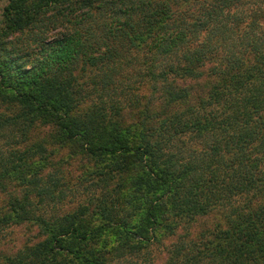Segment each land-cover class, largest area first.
Returning a JSON list of instances; mask_svg holds the SVG:
<instances>
[{
    "label": "trees",
    "instance_id": "trees-1",
    "mask_svg": "<svg viewBox=\"0 0 264 264\" xmlns=\"http://www.w3.org/2000/svg\"><path fill=\"white\" fill-rule=\"evenodd\" d=\"M1 2L0 244L25 223L41 240L0 264H106L219 208L226 226L184 235L165 264H264V0ZM94 95L109 106L79 113ZM47 146L141 197L118 215L100 205L98 226L86 208L48 217L67 186L46 174L60 169ZM113 222L121 241L99 251Z\"/></svg>",
    "mask_w": 264,
    "mask_h": 264
},
{
    "label": "rangeland",
    "instance_id": "rangeland-1",
    "mask_svg": "<svg viewBox=\"0 0 264 264\" xmlns=\"http://www.w3.org/2000/svg\"><path fill=\"white\" fill-rule=\"evenodd\" d=\"M3 5L4 3L1 2L0 7ZM56 34L57 32H53L51 35L53 36ZM27 39L28 34L26 33L15 36L14 41L22 43L27 41ZM94 75L95 74H90L81 79L85 88H89L91 78L94 77ZM126 85L127 86L122 85L120 88H117L116 91L118 92L112 98L122 97L121 90L124 91L125 89V96H127L126 93H132L135 87H142L137 77L133 78V80ZM112 90H115V88ZM92 98V100H89L82 105L79 113H86L94 108L109 106L111 99L110 97L98 99L95 95ZM37 139H39V137ZM47 141H50V139ZM193 145L196 147L194 143ZM59 148L60 147L47 146L45 154L39 152V155H47L51 163L53 165H58L57 167L60 168L52 171L49 167V169L46 170V174L59 176L60 181L57 186L58 188L64 189V187L67 186V190L63 192V197H61L56 204L54 202H47L44 204L43 211L47 212L48 217H60L68 213L76 212L79 208H86L89 211L86 218H89L93 225L98 226L102 222L98 215V207L100 205L104 206L105 204L110 210L113 209V211L118 215L119 208H126L129 210V206L133 205L134 202H138V200L133 201L129 196L130 189H135L137 191V197L140 198L141 194L138 192L142 190L140 187L141 185L136 184L137 188H131L128 183V177H121L113 179L112 181L108 180L107 182H104L101 178V176L104 177V175L99 174L104 171V168H99L102 167L100 165L104 164L96 163V160L81 157L80 155H72L71 157L70 152H72V150L69 147L62 149ZM57 187L55 189H57ZM127 196L130 197V200ZM241 200L243 199L237 198L236 201L238 202L235 205H239ZM131 201H133V203H131ZM120 213L121 215H124L123 210H120ZM225 215V210L219 208V210H215L213 213L211 212L206 217L194 219L193 222L185 221L173 234H166L160 240H157L155 237V241L153 239L150 243H148L149 245L141 249L139 253L126 254L120 259H109L106 260V264H165L172 255V252L177 244L179 245L181 243L180 241H183L182 239L184 237V239H186V236L184 235L189 234L197 236L202 228L204 230L213 229L215 225L214 221L216 220L225 227L227 222V219H224V217H226ZM107 221L109 220L107 219ZM135 222L137 221L135 220L134 223ZM113 223L114 224L111 226L107 224V226L102 229V232L97 239L94 240L92 245H95L99 251L101 249V245L103 246L107 240L112 243L121 241V234L118 232L119 227L115 224V222ZM157 233L159 234L161 231L157 230ZM38 235L39 229L37 226H33L31 224L25 223V225L20 227H10L8 231L5 232L3 244H0V253L14 255V253L21 250L23 247L40 241L41 237L38 238ZM42 239H45V237ZM186 240L189 239L187 238Z\"/></svg>",
    "mask_w": 264,
    "mask_h": 264
}]
</instances>
